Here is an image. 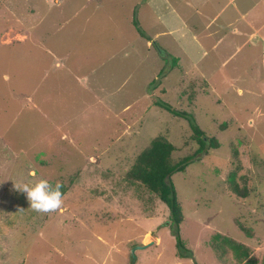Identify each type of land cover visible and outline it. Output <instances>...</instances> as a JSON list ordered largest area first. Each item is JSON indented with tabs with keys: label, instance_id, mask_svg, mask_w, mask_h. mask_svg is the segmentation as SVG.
<instances>
[{
	"label": "rangeland",
	"instance_id": "obj_1",
	"mask_svg": "<svg viewBox=\"0 0 264 264\" xmlns=\"http://www.w3.org/2000/svg\"><path fill=\"white\" fill-rule=\"evenodd\" d=\"M139 1L0 0V264H132L133 249L134 264H264V91L247 48L202 50ZM160 101L218 147L198 151ZM158 136L173 163L192 158L170 177L179 250L167 207L127 179ZM42 178L62 184L60 209L15 187ZM215 235L248 257L220 256Z\"/></svg>",
	"mask_w": 264,
	"mask_h": 264
},
{
	"label": "crops",
	"instance_id": "obj_2",
	"mask_svg": "<svg viewBox=\"0 0 264 264\" xmlns=\"http://www.w3.org/2000/svg\"><path fill=\"white\" fill-rule=\"evenodd\" d=\"M139 2H145L142 5L151 10L149 13L152 16L155 15L156 7L163 6L166 13L160 18L167 27V33L172 34L181 26L187 36L202 50L204 42L208 44L207 49L210 47V50L216 51L222 43L224 48L229 47L230 40L234 43L230 46L232 50L234 49L232 56L247 48L245 53L251 64L249 73L254 75V81L262 85L264 91V0H140ZM95 7H99L98 3ZM156 20H159V17Z\"/></svg>",
	"mask_w": 264,
	"mask_h": 264
},
{
	"label": "trees",
	"instance_id": "obj_3",
	"mask_svg": "<svg viewBox=\"0 0 264 264\" xmlns=\"http://www.w3.org/2000/svg\"><path fill=\"white\" fill-rule=\"evenodd\" d=\"M155 105L166 109L176 116L184 117L188 121L189 127L200 145L198 151H202L208 141H210L212 148L218 147L214 139H209L203 135V132L195 123V119L192 115L176 111L162 101L156 102ZM173 151L174 146L165 138L160 136L154 138L150 142L149 147L136 156L134 164L127 173V179L143 185L149 192L155 194L159 201L167 207L169 211V221L176 228V247L179 250L182 249V242L178 236V231L183 220V215L181 206L176 198L175 187L170 177L175 172L183 171L192 158L191 156L184 157L177 163H173L170 159ZM232 190L237 196L241 198L246 197V191L241 190L238 186L234 185ZM213 241L212 248H214L220 256L225 254L224 248L226 246L233 252L236 261L248 257V247L229 237L215 235L213 236Z\"/></svg>",
	"mask_w": 264,
	"mask_h": 264
},
{
	"label": "clouds",
	"instance_id": "obj_4",
	"mask_svg": "<svg viewBox=\"0 0 264 264\" xmlns=\"http://www.w3.org/2000/svg\"><path fill=\"white\" fill-rule=\"evenodd\" d=\"M26 193L30 207L42 213L52 212L61 208L64 202V193L60 182H51L46 178L34 183H22L15 186Z\"/></svg>",
	"mask_w": 264,
	"mask_h": 264
},
{
	"label": "water",
	"instance_id": "obj_5",
	"mask_svg": "<svg viewBox=\"0 0 264 264\" xmlns=\"http://www.w3.org/2000/svg\"><path fill=\"white\" fill-rule=\"evenodd\" d=\"M131 255H132V260L131 261H132V264H134L135 261H136L135 249L132 250V254Z\"/></svg>",
	"mask_w": 264,
	"mask_h": 264
},
{
	"label": "bare ground",
	"instance_id": "obj_6",
	"mask_svg": "<svg viewBox=\"0 0 264 264\" xmlns=\"http://www.w3.org/2000/svg\"><path fill=\"white\" fill-rule=\"evenodd\" d=\"M147 236V235H146Z\"/></svg>",
	"mask_w": 264,
	"mask_h": 264
}]
</instances>
